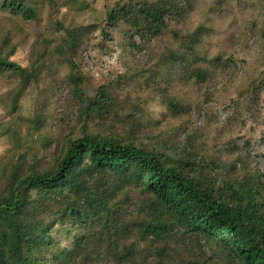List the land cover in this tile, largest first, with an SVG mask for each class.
I'll list each match as a JSON object with an SVG mask.
<instances>
[{
	"label": "rangeland",
	"instance_id": "obj_1",
	"mask_svg": "<svg viewBox=\"0 0 264 264\" xmlns=\"http://www.w3.org/2000/svg\"><path fill=\"white\" fill-rule=\"evenodd\" d=\"M1 1L0 55L24 71L0 73V197L31 169L53 168L82 135L152 147L216 188L248 177L264 191V0H193L147 45L125 26H106L108 11L131 0H27L32 20L11 15ZM183 54L186 62L169 59ZM74 75L81 77L76 93ZM101 87L109 100L97 95ZM96 179L111 205L125 208L123 198H135L146 219H166L146 194ZM50 221L44 225L55 243L42 264H70L74 235L85 228Z\"/></svg>",
	"mask_w": 264,
	"mask_h": 264
},
{
	"label": "trees",
	"instance_id": "obj_2",
	"mask_svg": "<svg viewBox=\"0 0 264 264\" xmlns=\"http://www.w3.org/2000/svg\"><path fill=\"white\" fill-rule=\"evenodd\" d=\"M26 1L2 0L1 7L32 20L35 13ZM182 1L187 8L179 0L117 3L108 11L106 26H125L147 45L192 10L193 0ZM169 59L186 62L184 54ZM60 61L73 70L70 59L61 56ZM4 71L20 76L24 70L0 55ZM192 74L199 77L200 71ZM76 75L75 93L81 82ZM98 94L108 99L102 87ZM169 108L177 113L173 103ZM100 175L146 194L166 219H146L135 198H123L125 208L111 205L96 179ZM249 179L235 188H216L184 175L152 147L82 135L67 142L53 168L31 169L0 197V264H42L45 249L55 243L44 225L48 217L64 227L85 228L74 235L70 264H217L219 255L227 264H264V191Z\"/></svg>",
	"mask_w": 264,
	"mask_h": 264
},
{
	"label": "built area",
	"instance_id": "obj_3",
	"mask_svg": "<svg viewBox=\"0 0 264 264\" xmlns=\"http://www.w3.org/2000/svg\"><path fill=\"white\" fill-rule=\"evenodd\" d=\"M87 58H88V55H87V54H85V60H87Z\"/></svg>",
	"mask_w": 264,
	"mask_h": 264
}]
</instances>
